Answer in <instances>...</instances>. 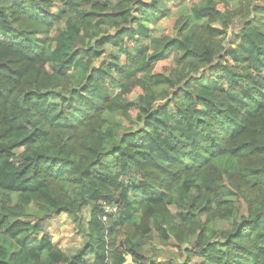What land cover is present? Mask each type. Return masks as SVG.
<instances>
[{"label": "trees", "instance_id": "16d2710c", "mask_svg": "<svg viewBox=\"0 0 264 264\" xmlns=\"http://www.w3.org/2000/svg\"><path fill=\"white\" fill-rule=\"evenodd\" d=\"M187 1L0 0V264H264V0Z\"/></svg>", "mask_w": 264, "mask_h": 264}, {"label": "rangeland", "instance_id": "374dc122", "mask_svg": "<svg viewBox=\"0 0 264 264\" xmlns=\"http://www.w3.org/2000/svg\"><path fill=\"white\" fill-rule=\"evenodd\" d=\"M191 3H194L193 0H188L185 4L179 5L174 2H169L167 4L170 17L161 20L158 23H153L154 32L153 34L156 36L160 35H168V36H174L176 34V31L178 28H181V25L177 26L176 22L180 18H185L190 16V7ZM230 9L233 10L236 8V4L230 3L229 5ZM235 26L232 28V31L236 30L237 27H239L242 23L241 19L236 18L233 20ZM192 25L193 23L190 22ZM214 26H218L215 24ZM231 35V32L229 33ZM231 36L229 37V40H227L224 43V46L226 43H230ZM135 97V96H134ZM120 119L119 116H109L108 120L109 122H113L114 120ZM137 125H133V129H136ZM220 167H228L233 169V164L230 161L227 160H220L216 163ZM170 212L175 216L179 210L174 206H169ZM83 216V225L86 226V222L89 219V214L87 210H84L82 212ZM22 221H26L25 219L21 218ZM211 227L216 230H227L230 228V223L216 220L214 223L211 224ZM45 231L47 235L49 236L52 244L57 247L61 252H63L67 256H72L76 254L82 247H83V239L81 235L78 234V230L76 227L75 220L65 214H62L60 216H55L53 214H49L45 219ZM150 251L154 252L153 258L157 261H181L184 256L180 255L176 248L175 243L173 240L170 241V244L166 247H161L158 244L156 235L153 234L152 238L145 247V253L149 256Z\"/></svg>", "mask_w": 264, "mask_h": 264}, {"label": "built area", "instance_id": "2783aa9c", "mask_svg": "<svg viewBox=\"0 0 264 264\" xmlns=\"http://www.w3.org/2000/svg\"><path fill=\"white\" fill-rule=\"evenodd\" d=\"M113 212L115 211V209L112 210ZM124 264H133L132 262L130 261H126Z\"/></svg>", "mask_w": 264, "mask_h": 264}]
</instances>
